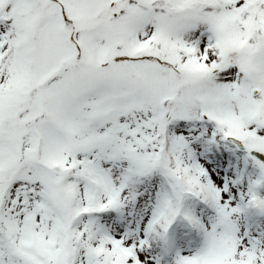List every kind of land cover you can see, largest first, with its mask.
Returning <instances> with one entry per match:
<instances>
[{
	"label": "snow or ice",
	"instance_id": "obj_1",
	"mask_svg": "<svg viewBox=\"0 0 264 264\" xmlns=\"http://www.w3.org/2000/svg\"><path fill=\"white\" fill-rule=\"evenodd\" d=\"M0 264H264V0H0Z\"/></svg>",
	"mask_w": 264,
	"mask_h": 264
}]
</instances>
